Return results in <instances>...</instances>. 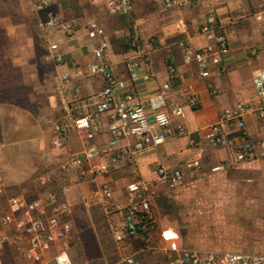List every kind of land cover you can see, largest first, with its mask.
I'll use <instances>...</instances> for the list:
<instances>
[{
    "label": "crops",
    "instance_id": "obj_1",
    "mask_svg": "<svg viewBox=\"0 0 264 264\" xmlns=\"http://www.w3.org/2000/svg\"><path fill=\"white\" fill-rule=\"evenodd\" d=\"M53 1L54 11L63 19L73 20L78 28L72 38L50 31L52 45H59L58 53L64 59L61 64L54 61L51 45L48 51L39 52L34 36L38 17L35 0H0V172L8 191L34 194V187L37 193L44 192L37 200L49 211L51 195H56L73 207L74 215L82 209L92 213L100 211L101 220L90 218L94 227L106 224V220L110 225H117L125 220V208L129 203L127 186L131 182L137 179L152 181L158 167L178 168L200 152L204 153L205 167L217 166L229 158L230 153L225 149L209 146L206 137L226 109L238 104L260 106L253 81L264 69V0H202L199 7L182 12L167 9L164 0H132L134 11L125 17L111 16L105 0ZM210 10L217 14L231 52L225 61L226 72L222 75L214 72L206 79L195 62H185L184 53L188 47L199 49L207 43L200 34V27ZM180 18L186 21L185 29L176 26ZM93 20L100 23L110 45V68L106 71L113 70L121 79H128L124 60L135 53L133 45L135 38L138 39L141 76L150 71L155 76L150 81L141 79L131 89L144 103L150 117L160 111L171 114L177 107H182L186 115L184 119L171 116L175 124L185 126L186 135L172 138L134 158L121 159L98 181V184L107 182L113 192L106 207H86L84 201L91 196L92 185L71 180L66 174L59 173L57 166L71 154H82L94 145L103 147L110 139L108 119L103 118L93 139L87 140L73 129L66 148L63 151L53 149V128L64 119L60 76L69 74L73 77L72 84L82 87L78 101L81 116L94 110L99 101L97 95L106 86L104 74L91 75L87 71L88 64L98 62L87 29L88 22ZM171 68L175 71L176 81L166 93L165 104L156 110L151 101L161 94ZM80 70L82 74L77 77ZM193 97L199 102L197 109L190 105ZM246 126L253 141L264 140V121L256 112L248 114ZM227 130L232 136L237 135L234 128ZM127 142L123 141V144ZM261 161L264 159L228 170L256 167ZM104 162H107L104 157L90 161L92 165ZM46 177L51 181L45 182ZM187 185L188 182L176 190L160 187L158 193L161 190L179 192ZM6 211L7 199L3 197L0 198V216ZM154 236L160 249L142 253L143 264L166 261V245L160 239V233ZM117 245L121 256L141 248L138 239ZM10 251L7 248L1 253L5 261L12 255Z\"/></svg>",
    "mask_w": 264,
    "mask_h": 264
},
{
    "label": "built area",
    "instance_id": "obj_2",
    "mask_svg": "<svg viewBox=\"0 0 264 264\" xmlns=\"http://www.w3.org/2000/svg\"><path fill=\"white\" fill-rule=\"evenodd\" d=\"M108 13L115 17H125L134 11L132 0H105ZM202 0H164V6L170 10L182 12L187 8L199 7ZM35 10L42 31L54 32L72 38L78 28L73 20L61 18L54 11L53 0H35ZM179 29L186 28V21L180 18L176 25ZM87 29L95 49L93 51L97 63H90L87 71L91 75L104 74L106 86L97 95L98 102L90 113L79 114L78 101L82 87L73 85V77L69 74L60 76L62 83L61 106L64 119L53 128V149L63 151L68 143V136L74 129L87 140L97 136L103 118L109 121L110 139L103 146H91L82 154L71 156L58 166L59 173L66 174L77 182H89L92 194L85 199L86 207H106L113 197V192L107 182L98 184L112 166L121 159L134 158L139 153L156 148L175 137L186 135L183 124H175L171 116L185 118V111L177 107L170 113L157 112L150 117L144 103L137 99L131 89L141 79L150 81L155 74L150 71L141 76L140 45L135 38L133 49L135 53L124 60L128 79H121L110 68L108 55L110 45L104 29L97 20L88 22ZM200 34L207 43L199 48L188 47L184 53L186 63L195 62L203 78L211 77L212 73L222 75L226 72V58L231 47L223 32L217 14L210 10L200 27ZM56 63L64 62L58 53L59 45L50 47ZM149 65L151 62L148 61ZM81 70L77 73L80 76ZM176 81L173 68L167 83L162 86L161 94L151 101L158 110L165 104L166 93L171 90ZM255 96L260 106L238 104L226 109L219 116L218 122L210 128L206 137L209 146L215 149H225L230 153L227 160L212 167L213 173L225 172L228 169L264 159V140L253 141L248 133L246 117L250 112H256L264 121V69L253 81ZM71 92V93H70ZM71 97V99H70ZM193 109L199 107L197 98L190 100ZM229 128H234L237 135L232 136ZM128 141L123 144V141ZM196 144L197 142H193ZM96 157L106 158L107 162L98 165L90 163ZM204 153L186 162L183 166L168 169L160 166L156 170V178L152 181L135 180L128 184V205L125 208V220L121 224L111 223L112 237L116 244L126 243L133 239L141 242V248L134 253L122 255V264H143L142 253H153L159 250L155 242V233L159 226L154 214V204L160 187L176 190L183 187L189 178L200 175L203 169ZM45 182L51 178L46 177ZM7 196V186L0 172V198ZM51 210H47L40 200L31 201L24 194H13L7 198V211L0 216V256L7 249H15L25 254L35 264H73V223L74 209L67 201H61L56 195L50 198ZM160 239L165 243L166 261L158 264H264V253H245L234 251H198L179 247V234L174 229L160 233ZM1 264V257H0Z\"/></svg>",
    "mask_w": 264,
    "mask_h": 264
},
{
    "label": "rangeland",
    "instance_id": "obj_3",
    "mask_svg": "<svg viewBox=\"0 0 264 264\" xmlns=\"http://www.w3.org/2000/svg\"><path fill=\"white\" fill-rule=\"evenodd\" d=\"M34 36L39 52L48 51L53 38L40 29L38 17ZM211 169L203 165L200 175L189 178L182 191L158 193L153 207L158 233L174 229L181 248L264 253V161L241 170L213 173ZM33 190L34 194H26L31 201L44 195ZM11 195L7 188L5 199ZM92 216L103 218L100 211L87 209L74 215L73 264H122L109 221L104 224L108 229L100 230L92 225ZM10 250L8 261L0 256L1 264H35L25 254Z\"/></svg>",
    "mask_w": 264,
    "mask_h": 264
},
{
    "label": "trees",
    "instance_id": "obj_4",
    "mask_svg": "<svg viewBox=\"0 0 264 264\" xmlns=\"http://www.w3.org/2000/svg\"><path fill=\"white\" fill-rule=\"evenodd\" d=\"M94 219H95V217H94ZM96 220L99 221V220H101V219H96ZM98 228L101 230L102 228H103V229H106L107 227L104 228V225L101 224V225H98ZM107 229H108V228H107ZM98 231H99V230H98Z\"/></svg>",
    "mask_w": 264,
    "mask_h": 264
}]
</instances>
